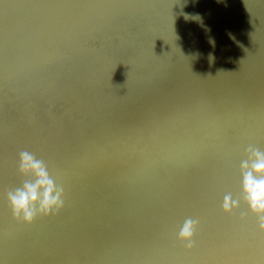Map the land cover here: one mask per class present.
I'll use <instances>...</instances> for the list:
<instances>
[{"label":"bare ground","instance_id":"1","mask_svg":"<svg viewBox=\"0 0 264 264\" xmlns=\"http://www.w3.org/2000/svg\"><path fill=\"white\" fill-rule=\"evenodd\" d=\"M252 149L264 0H0V264H264ZM23 151L63 188L30 224Z\"/></svg>","mask_w":264,"mask_h":264},{"label":"clouds","instance_id":"2","mask_svg":"<svg viewBox=\"0 0 264 264\" xmlns=\"http://www.w3.org/2000/svg\"><path fill=\"white\" fill-rule=\"evenodd\" d=\"M251 155L241 163L242 189L246 202L254 213L261 215L260 228L264 230V152L252 149ZM19 172L31 177L21 187L8 193L7 200L13 216L25 223H32L37 216L58 213L64 205L63 188L59 187L49 174L48 167L41 159L23 151L19 156ZM234 203L225 198V211ZM193 222L186 221L181 230V239H191Z\"/></svg>","mask_w":264,"mask_h":264}]
</instances>
